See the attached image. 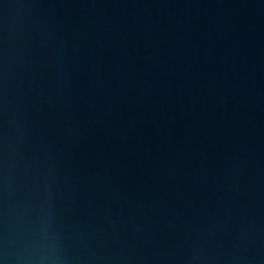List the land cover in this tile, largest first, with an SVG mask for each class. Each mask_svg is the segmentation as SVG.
<instances>
[{
	"label": "water",
	"instance_id": "1",
	"mask_svg": "<svg viewBox=\"0 0 264 264\" xmlns=\"http://www.w3.org/2000/svg\"><path fill=\"white\" fill-rule=\"evenodd\" d=\"M0 264H264V0H0Z\"/></svg>",
	"mask_w": 264,
	"mask_h": 264
}]
</instances>
